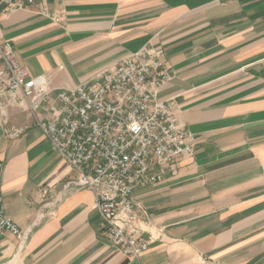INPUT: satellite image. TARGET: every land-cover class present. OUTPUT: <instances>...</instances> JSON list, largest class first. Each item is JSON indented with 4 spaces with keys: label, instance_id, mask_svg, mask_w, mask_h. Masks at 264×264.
<instances>
[{
    "label": "crops",
    "instance_id": "crops-1",
    "mask_svg": "<svg viewBox=\"0 0 264 264\" xmlns=\"http://www.w3.org/2000/svg\"><path fill=\"white\" fill-rule=\"evenodd\" d=\"M63 9L59 24L34 9L3 19L19 65L54 96L151 47L170 73L158 98L173 104L195 152L134 191L149 245L126 257L99 234L75 170L25 113L0 111L3 212L22 233L0 236V264H264V0H64Z\"/></svg>",
    "mask_w": 264,
    "mask_h": 264
},
{
    "label": "built area",
    "instance_id": "built-area-1",
    "mask_svg": "<svg viewBox=\"0 0 264 264\" xmlns=\"http://www.w3.org/2000/svg\"><path fill=\"white\" fill-rule=\"evenodd\" d=\"M63 5L64 0H0V111L5 116L17 109L28 116L75 170L76 189L93 194L99 234L124 256L138 258L149 242L142 238L133 193L161 182L177 160L191 157L195 138L177 122L173 104L158 98L170 73L151 47L54 96L46 78H33L19 65L13 47L3 40V19L34 9L59 24L65 19ZM2 172L0 161V185ZM36 194L46 197L48 190L39 188ZM2 205L0 191V236L21 238Z\"/></svg>",
    "mask_w": 264,
    "mask_h": 264
}]
</instances>
